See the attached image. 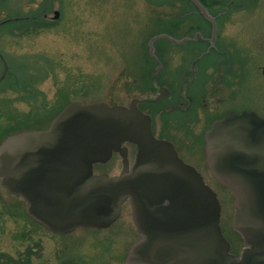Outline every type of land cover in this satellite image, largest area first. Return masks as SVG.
<instances>
[{"label": "rangeland", "instance_id": "rangeland-1", "mask_svg": "<svg viewBox=\"0 0 264 264\" xmlns=\"http://www.w3.org/2000/svg\"><path fill=\"white\" fill-rule=\"evenodd\" d=\"M218 4L212 10L227 12L220 19L221 47L231 54L240 51L238 64L227 69L225 57L211 53L195 71L194 62L207 51L204 42H155L162 65L157 77L169 93L138 109L150 115L156 138L170 142L215 192L223 236L230 253L239 256L247 246L232 228L234 193L211 176L204 134L228 110L264 119V0ZM193 11L180 0H0V143L25 131L46 130L71 102L127 107L133 99L156 98L152 75L159 63L149 53L148 40L170 35L167 29L176 39L192 38L206 27ZM220 65L228 73L214 90ZM226 80L233 82L228 83L231 96ZM128 149L132 163L136 147ZM121 167L120 156L113 154L94 172L116 176ZM139 240L128 202L107 228L62 234L30 218L25 202L0 185V264H125Z\"/></svg>", "mask_w": 264, "mask_h": 264}, {"label": "water", "instance_id": "water-1", "mask_svg": "<svg viewBox=\"0 0 264 264\" xmlns=\"http://www.w3.org/2000/svg\"><path fill=\"white\" fill-rule=\"evenodd\" d=\"M200 14L215 20L198 0ZM59 12H54L58 18ZM148 40L156 61L154 43ZM213 41V40H212ZM159 63V61H158ZM133 99L127 107L104 102L67 104L46 130L25 131L0 144V184L25 202L27 215L56 233L78 228H106L128 201L140 237L125 264H264V119L254 112H230L204 134L205 163L211 176L234 193L232 228L247 245L240 256L230 253L220 222V205L203 177L178 156L173 145L157 139L150 115ZM128 144L136 147L129 162ZM121 157L119 175L95 174L113 154Z\"/></svg>", "mask_w": 264, "mask_h": 264}, {"label": "flooded vegetation", "instance_id": "flooded-vegetation-1", "mask_svg": "<svg viewBox=\"0 0 264 264\" xmlns=\"http://www.w3.org/2000/svg\"><path fill=\"white\" fill-rule=\"evenodd\" d=\"M183 1L186 2V3H188V4H190V1L189 0H183ZM198 1L201 3V5L203 7L206 8L208 14L215 20V24H216V34H215V38L212 39V25H213L212 22L210 20L205 19L200 14V12L195 7H193V5H192V8L194 9V11H193L194 14L198 17V19H200L206 25V27H204V28L201 27L200 30L197 31L193 35V36H196V38H197L196 41L204 42L206 44V49H207V51L205 53H203L196 60V62H194V69H195V71H196V69L199 70V65L198 64L200 63L201 59L205 55H208V54H211V53H214L215 55H223L225 57V64L227 65V69H230V67H234L235 64H238V62L236 60V57H237V53H239L240 51H234V53L231 54V51L230 50H224L221 47V43L222 42L219 39L220 19L222 17H224V16H227V12H220V13H218V12H215L214 10H212V8H211V7H216L217 5H219L218 3H225L226 5H232L233 0H222V1L217 0L218 2H214L215 0H212L211 2H208L207 0H198ZM242 57H243V54L241 53V55H240L239 58L242 60ZM242 61H240L241 65H243V62ZM237 68H239V66ZM225 73H228V72L227 71L226 72L223 71L222 68H221V65H220L218 67V70H216L215 77L213 79V83L214 84L212 85V89L216 90V86H220L222 84V80L224 78V74ZM228 83L231 84L233 82L231 80H229V81L226 80V82H225V84H226L225 87H227V85L229 87V91H228L229 95L228 96H231V94H230L231 87H230V85ZM227 99H230V100H227ZM231 99L232 98H227L226 97L224 100H226L228 102V101H232ZM230 111H232V110H228V112H230ZM228 112H225V114L228 113ZM235 112H238V110H236ZM241 112H243V110H241L240 113Z\"/></svg>", "mask_w": 264, "mask_h": 264}, {"label": "trees", "instance_id": "trees-1", "mask_svg": "<svg viewBox=\"0 0 264 264\" xmlns=\"http://www.w3.org/2000/svg\"><path fill=\"white\" fill-rule=\"evenodd\" d=\"M180 1L184 3L183 0H180ZM157 19H159V20H160V19H163V20H164L165 18H162V17L159 16V17H157ZM166 19H170V18H166ZM167 32H169V33L172 34L173 36H176V35L174 34V31H171V30H168V29H167ZM160 34H161V33H160ZM155 35H157V34H155ZM153 36H154V35H153ZM177 37H179V36H177ZM159 41H160V40H159ZM157 42H158V41H157Z\"/></svg>", "mask_w": 264, "mask_h": 264}, {"label": "bare ground", "instance_id": "bare-ground-1", "mask_svg": "<svg viewBox=\"0 0 264 264\" xmlns=\"http://www.w3.org/2000/svg\"><path fill=\"white\" fill-rule=\"evenodd\" d=\"M132 220V219H131ZM132 223H133V221H132ZM134 225V224H133Z\"/></svg>", "mask_w": 264, "mask_h": 264}]
</instances>
